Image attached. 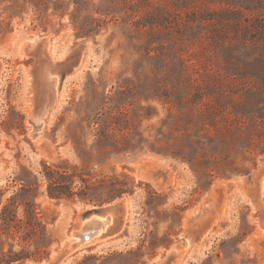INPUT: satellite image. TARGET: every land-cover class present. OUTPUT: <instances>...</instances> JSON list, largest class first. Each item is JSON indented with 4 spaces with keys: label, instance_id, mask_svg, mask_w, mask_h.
<instances>
[{
    "label": "rangeland",
    "instance_id": "374dc122",
    "mask_svg": "<svg viewBox=\"0 0 264 264\" xmlns=\"http://www.w3.org/2000/svg\"><path fill=\"white\" fill-rule=\"evenodd\" d=\"M39 39L53 63L84 46L34 81ZM42 164L104 180L95 198L126 191L52 200ZM34 180L53 241L18 264L53 262L84 213L120 200L59 264H164L178 244L168 264H264V0H0L3 200Z\"/></svg>",
    "mask_w": 264,
    "mask_h": 264
},
{
    "label": "trees",
    "instance_id": "16d2710c",
    "mask_svg": "<svg viewBox=\"0 0 264 264\" xmlns=\"http://www.w3.org/2000/svg\"><path fill=\"white\" fill-rule=\"evenodd\" d=\"M43 177L45 179V195L52 200H73L92 203L100 206L105 201L121 196L126 190L123 180L120 188L113 190L107 199L95 198L91 190L103 185L104 180L92 181V174L70 170L66 166L45 165ZM86 175V176H85ZM75 177L80 181L75 184ZM39 184L36 180L20 183L3 200L5 191L0 189V264H18L26 260H42L48 256L52 244V235L47 228V221L34 195ZM128 254H135L130 251ZM85 260L81 263L84 264Z\"/></svg>",
    "mask_w": 264,
    "mask_h": 264
},
{
    "label": "water",
    "instance_id": "95a60500",
    "mask_svg": "<svg viewBox=\"0 0 264 264\" xmlns=\"http://www.w3.org/2000/svg\"><path fill=\"white\" fill-rule=\"evenodd\" d=\"M83 44L77 46L70 52L69 54L64 55V59L60 62L53 63L50 59H47L44 55L47 50V44L46 39H40L36 42H34L28 51V54L33 57L34 61L32 64V71L31 76L33 79L41 80V73L44 68H50L52 70L56 69H67L71 70L73 68V64L76 62L77 56L80 55ZM57 78V74H52V83ZM45 89V88H44ZM37 102V100H36ZM44 109V102L42 100H39V102L36 104L35 117H30L28 120L29 124H31L33 128L34 134L39 132L41 129V122L39 120V115L42 113ZM124 208V201L120 200L116 202L113 205H107L105 207L100 208H93L92 210L87 211L84 213L83 219H82V225L79 226V229L76 231H72L70 234V237L75 239L72 242H66L64 240H61L58 242V246L63 245V249L61 252H59L56 256L53 262L49 264H59L62 259L69 253L76 251L81 244H83L85 241L88 240V238L92 237L93 234L96 233V231L99 228L105 229V226L110 227L111 224L115 223V217L118 213L123 212ZM94 217L103 218L104 220H96ZM112 221V222H111ZM184 244H178L177 248H173V250L168 255L167 260L164 262V264H168L171 259L174 257L176 249H178L180 246H183ZM37 264H42L37 263Z\"/></svg>",
    "mask_w": 264,
    "mask_h": 264
},
{
    "label": "bare ground",
    "instance_id": "6f19581e",
    "mask_svg": "<svg viewBox=\"0 0 264 264\" xmlns=\"http://www.w3.org/2000/svg\"><path fill=\"white\" fill-rule=\"evenodd\" d=\"M39 40H40V39H39ZM42 124H43V123H42ZM36 136H38V135H36ZM94 218H95L96 220H99V219H98V218H96V217H94ZM100 221H101V220H100ZM101 230H102V229H101V228H99V229L96 231V233L92 235V237H93V236L95 237L96 235H98V234L101 232ZM90 239H92V238H91V237H90V238H88V240H87V241H89ZM87 241H85V242L87 243ZM85 242H84V243H85ZM86 243H85V244H86Z\"/></svg>",
    "mask_w": 264,
    "mask_h": 264
},
{
    "label": "crops",
    "instance_id": "0c3cea01",
    "mask_svg": "<svg viewBox=\"0 0 264 264\" xmlns=\"http://www.w3.org/2000/svg\"><path fill=\"white\" fill-rule=\"evenodd\" d=\"M119 245H121V244H112L111 246L118 247Z\"/></svg>",
    "mask_w": 264,
    "mask_h": 264
}]
</instances>
